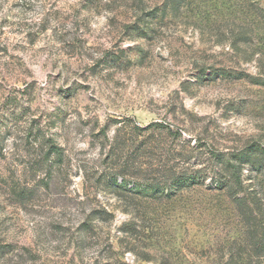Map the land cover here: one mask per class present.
<instances>
[{
  "label": "rangeland",
  "instance_id": "obj_1",
  "mask_svg": "<svg viewBox=\"0 0 264 264\" xmlns=\"http://www.w3.org/2000/svg\"><path fill=\"white\" fill-rule=\"evenodd\" d=\"M0 264H264V0H0Z\"/></svg>",
  "mask_w": 264,
  "mask_h": 264
},
{
  "label": "trees",
  "instance_id": "obj_2",
  "mask_svg": "<svg viewBox=\"0 0 264 264\" xmlns=\"http://www.w3.org/2000/svg\"><path fill=\"white\" fill-rule=\"evenodd\" d=\"M47 146H48L47 158L50 160L51 157L54 156L55 160L60 161L63 157L62 149L60 147L56 146L55 144L51 143L50 141H48ZM215 161L222 166L221 169L225 173L229 168H234L235 172H237L240 169L239 166H237V164H236V160H235L234 156L229 157L226 155H216ZM175 178L176 177H169V178L166 177L164 179V184H166V185L173 184V182L175 181ZM184 178L187 180L189 177H188V175H185ZM226 179H228V177ZM219 182L220 183H218V184H220V186L222 183H224L220 179H219ZM226 183L227 182L224 183V187H225ZM155 185L157 187H159L160 183L157 182Z\"/></svg>",
  "mask_w": 264,
  "mask_h": 264
}]
</instances>
